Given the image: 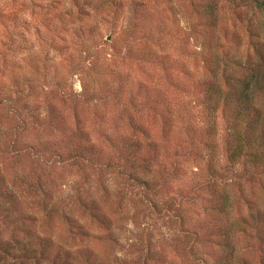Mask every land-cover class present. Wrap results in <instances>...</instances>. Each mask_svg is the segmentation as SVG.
I'll list each match as a JSON object with an SVG mask.
<instances>
[{
    "label": "rangeland",
    "instance_id": "rangeland-1",
    "mask_svg": "<svg viewBox=\"0 0 264 264\" xmlns=\"http://www.w3.org/2000/svg\"><path fill=\"white\" fill-rule=\"evenodd\" d=\"M242 1L0 0V264H55L23 252L46 240L73 264H217L226 213L264 264V175L204 94L260 60Z\"/></svg>",
    "mask_w": 264,
    "mask_h": 264
},
{
    "label": "trees",
    "instance_id": "trees-1",
    "mask_svg": "<svg viewBox=\"0 0 264 264\" xmlns=\"http://www.w3.org/2000/svg\"><path fill=\"white\" fill-rule=\"evenodd\" d=\"M242 3L255 11L262 12L264 15V0H243ZM247 27L252 36L248 41V46L259 55L260 60L257 62L252 61L251 52H249V58L246 61L235 58L225 62L219 72L220 80L204 83V94L207 108L213 112L212 116L221 111L228 115L227 118L231 122L235 139V144L229 153L231 160L246 155L247 158L245 159L254 165L253 170L250 172L264 175V113L260 105V101L264 102V50L263 46H260L259 40H257L261 37L260 32L257 30L254 33L251 24ZM232 61L233 70H229L227 64L232 63ZM138 186L146 188L147 182L140 179L138 180ZM226 201L227 196L225 195L221 207H224ZM256 205L255 211L250 216L258 223L264 224V209L258 207V204ZM224 218L225 221L217 227L218 242L221 249L217 264H247L246 260L238 256L234 250L232 244L234 231H232L229 215L224 214ZM51 251L55 264H73V252L63 249L62 245L51 240H46L40 248L29 245L23 252L27 253V259L32 258L34 260L37 256V263L38 257L40 259L51 258ZM87 252L86 257L91 259L90 263L95 262L96 260L93 261L90 257L92 253ZM97 264L104 263L97 261Z\"/></svg>",
    "mask_w": 264,
    "mask_h": 264
}]
</instances>
